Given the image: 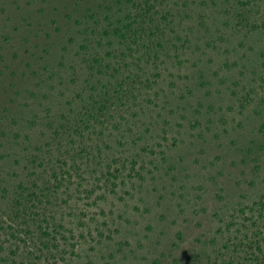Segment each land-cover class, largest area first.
<instances>
[{"label": "rangeland", "instance_id": "374dc122", "mask_svg": "<svg viewBox=\"0 0 264 264\" xmlns=\"http://www.w3.org/2000/svg\"><path fill=\"white\" fill-rule=\"evenodd\" d=\"M132 1L0 0V264H264V0Z\"/></svg>", "mask_w": 264, "mask_h": 264}, {"label": "trees", "instance_id": "16d2710c", "mask_svg": "<svg viewBox=\"0 0 264 264\" xmlns=\"http://www.w3.org/2000/svg\"><path fill=\"white\" fill-rule=\"evenodd\" d=\"M128 2H133L132 0H126ZM140 1V0H138ZM144 6L147 5V1L143 3ZM138 9L137 7L136 12L134 14V19L135 21L132 22V20L129 18V21L125 27L127 31H129V35L131 36L130 38L132 40L139 39V40H144L146 38L147 31L150 28L148 19H147V13L145 11H141V14H138ZM144 12V14H143ZM138 14V15H137ZM131 20V22H130ZM116 34V32H115ZM118 34V33H117Z\"/></svg>", "mask_w": 264, "mask_h": 264}]
</instances>
